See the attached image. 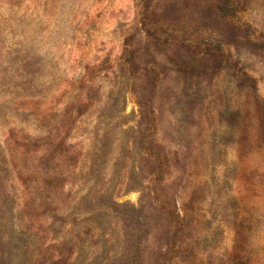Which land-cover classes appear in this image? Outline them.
Instances as JSON below:
<instances>
[{"label":"rangeland","instance_id":"1","mask_svg":"<svg viewBox=\"0 0 264 264\" xmlns=\"http://www.w3.org/2000/svg\"><path fill=\"white\" fill-rule=\"evenodd\" d=\"M0 264H264V0H0Z\"/></svg>","mask_w":264,"mask_h":264}]
</instances>
